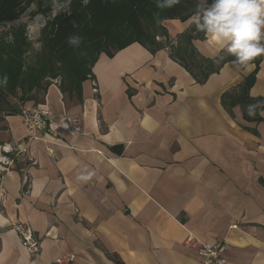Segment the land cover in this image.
<instances>
[{
  "label": "crops",
  "instance_id": "1",
  "mask_svg": "<svg viewBox=\"0 0 264 264\" xmlns=\"http://www.w3.org/2000/svg\"><path fill=\"white\" fill-rule=\"evenodd\" d=\"M187 21L166 19L168 39ZM192 42L203 56L221 53L206 34ZM229 62L198 82L167 49L133 42L98 54L81 100L56 78L43 93L37 105L80 116L82 132L59 125L28 140L20 112L5 115L0 144L16 153L0 179V264L71 252L70 264H201L200 246L218 242L227 264H264V105L259 122L222 105L249 75ZM249 95L264 97V55ZM15 222L32 226L37 257Z\"/></svg>",
  "mask_w": 264,
  "mask_h": 264
},
{
  "label": "trees",
  "instance_id": "2",
  "mask_svg": "<svg viewBox=\"0 0 264 264\" xmlns=\"http://www.w3.org/2000/svg\"><path fill=\"white\" fill-rule=\"evenodd\" d=\"M67 3L65 10L48 17L41 29L42 48L30 56L31 41L27 37L25 23L0 30V79L8 77L7 84L0 85V121L5 115L17 114L27 102L37 105L51 83L58 78V86L68 97L81 100L82 82L88 79L91 67L100 52L111 56L127 45L138 42L151 52L165 48L170 57L182 65L198 82L217 72L233 57L227 51L214 57L203 56L193 44V39L203 38L195 25L168 39L163 22L166 19L185 21L196 11L198 0H181L171 9L160 11L156 0H0V25L18 20L32 5L34 11L47 15L55 4ZM211 3V0H209ZM70 36L82 38L79 46L70 45ZM83 53V54H82ZM261 56L253 63L252 73L234 88L221 96L222 105L230 109L238 104L247 121L262 120L264 103L249 116L246 108L264 101V97H251L249 90ZM1 145V144H0Z\"/></svg>",
  "mask_w": 264,
  "mask_h": 264
},
{
  "label": "clouds",
  "instance_id": "3",
  "mask_svg": "<svg viewBox=\"0 0 264 264\" xmlns=\"http://www.w3.org/2000/svg\"><path fill=\"white\" fill-rule=\"evenodd\" d=\"M180 2L156 0V7L163 11ZM192 25L218 46L217 52L227 51L233 57L229 62L230 67L242 69L243 76L250 74L254 69L253 61L264 55V0H211V3L209 0H198L196 11L188 19L186 27ZM81 40L80 36H70L68 43L79 46ZM7 80L5 75L0 79V85L6 86ZM261 103L264 101L248 105L247 114L254 116L255 108ZM88 178L81 177L85 180Z\"/></svg>",
  "mask_w": 264,
  "mask_h": 264
},
{
  "label": "built area",
  "instance_id": "4",
  "mask_svg": "<svg viewBox=\"0 0 264 264\" xmlns=\"http://www.w3.org/2000/svg\"><path fill=\"white\" fill-rule=\"evenodd\" d=\"M55 81L58 82V80ZM92 90L97 91L94 83ZM20 115L27 130L28 140L38 139L40 134L46 133L55 136L59 125L64 126L72 133L82 132V119L78 115L56 117L50 110L40 105L24 107L21 109ZM14 152L16 153L15 149L9 144L0 145V179L2 174L9 171L13 165L14 159L11 153ZM49 153L52 154L50 151ZM11 227L17 232L21 245L29 255L37 257L41 250V241L34 234L32 226L26 222H15L11 224ZM227 250L228 245L225 242L202 244L198 249V253L203 258L201 264H227ZM75 256L76 254L73 252L60 255L53 260V264H70Z\"/></svg>",
  "mask_w": 264,
  "mask_h": 264
},
{
  "label": "rangeland",
  "instance_id": "5",
  "mask_svg": "<svg viewBox=\"0 0 264 264\" xmlns=\"http://www.w3.org/2000/svg\"><path fill=\"white\" fill-rule=\"evenodd\" d=\"M67 3H60L55 4L49 16L43 14H36L31 15V12L34 11V6L32 5L29 9L16 21L12 23H3L0 25V30L7 31L11 26L17 25L19 23H25L27 29V37L31 41V52L29 53L30 56H34V54L41 50L42 42L41 38V29L48 19V17H52L56 12L65 10ZM59 80L58 78H56ZM55 79H50L49 81L52 82ZM19 237V236H18ZM41 251V250H40Z\"/></svg>",
  "mask_w": 264,
  "mask_h": 264
}]
</instances>
